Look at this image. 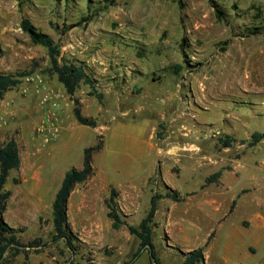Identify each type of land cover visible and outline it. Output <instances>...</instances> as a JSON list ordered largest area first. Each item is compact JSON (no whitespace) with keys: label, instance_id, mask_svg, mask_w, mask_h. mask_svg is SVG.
Masks as SVG:
<instances>
[{"label":"rangeland","instance_id":"obj_1","mask_svg":"<svg viewBox=\"0 0 264 264\" xmlns=\"http://www.w3.org/2000/svg\"><path fill=\"white\" fill-rule=\"evenodd\" d=\"M24 18L60 43L62 61L84 65L93 77L103 97L84 82L75 97L85 115L97 118L98 133L77 119L72 96L49 72V49L33 42ZM0 39V74L39 72L58 83L51 85L63 94L67 127L59 149L44 145L36 132L40 96L24 94L20 77L0 99V144L15 138L24 152L36 139L48 158H64L68 150L64 166L73 169L85 148L102 141L106 148L95 152L99 174L118 182L114 168L121 163L138 180L137 187L118 190L128 223L138 226L152 197L163 195L153 233L163 264H181L182 246L199 248L208 239L214 241L205 248L207 264H227L224 248L233 228L255 240L251 264H264V228L253 222L256 213L264 225V139L250 144L255 132H264V0H0ZM17 170L8 181L16 197L5 219L25 229L23 243L41 237L49 244L28 258L20 254L14 264H123L140 247L128 225L113 226L106 199L113 185L100 190L89 215L77 207L78 193L72 202L75 227L86 236L96 229L99 238L82 240L78 254L65 241L51 242L53 201L47 193L49 206H33L35 200L26 199L31 182L23 183ZM175 190L181 201L168 196ZM206 194L220 211L202 203ZM169 235L175 246L168 245ZM151 261L144 254L132 264Z\"/></svg>","mask_w":264,"mask_h":264},{"label":"trees","instance_id":"obj_2","mask_svg":"<svg viewBox=\"0 0 264 264\" xmlns=\"http://www.w3.org/2000/svg\"><path fill=\"white\" fill-rule=\"evenodd\" d=\"M22 28L32 38L36 44L43 45L49 49L51 58V67L49 72L57 75L59 80L64 84L68 93L72 96L75 102V114L77 119L82 123L92 127H97L99 122L97 118L90 117L84 114L81 107V100L75 97L80 85L84 82L90 84L93 88L92 95L103 97L95 87L93 77L88 73L84 65L62 61V47L50 34L41 30L31 18L22 20ZM67 32L68 29H64ZM4 55L3 44L0 39V58ZM29 74L26 72L18 73H2L0 74V99H4L5 94L13 89L20 82V77ZM264 139V132L257 131L253 134L251 145H256ZM232 141H227V145H231ZM104 148L102 141L96 145L85 149V167L83 169L73 168L69 170L64 178L63 184L57 194L53 204L55 233L51 242L58 243L64 240L72 252L78 254L81 250L79 243L82 242L79 234L73 229L69 216V200L78 183L87 181L95 172L93 166V155ZM0 264H14V259L24 253L28 258L31 250L40 251L43 247L48 246L49 241L45 242L43 238H35L29 243H23L19 232L25 231L24 228L12 226L6 219L5 214L9 207V200L13 195V191L7 189V182L11 171L19 169L22 165L21 149L18 141L11 138L4 144H0ZM119 192L117 188H112L111 196L107 198V204L110 208L109 215L113 219V226L116 229L124 225H128L132 234L138 236L141 240L140 247L134 253L133 257L123 264L134 263L145 250H149L152 257L151 264H163L162 258L157 252L154 243L153 233L154 226L157 225L156 216L159 210V201L163 197L161 194H156L152 197V206L148 215L137 226L128 223L119 211L117 197ZM176 201H181L183 197L180 191L175 190L168 193ZM212 239V238H211ZM210 243V240L207 244ZM186 259L183 264H198L205 261V248L199 247L189 252H184ZM25 264H29L25 262ZM71 264H75L74 260ZM89 264H96L90 262Z\"/></svg>","mask_w":264,"mask_h":264},{"label":"crops","instance_id":"obj_3","mask_svg":"<svg viewBox=\"0 0 264 264\" xmlns=\"http://www.w3.org/2000/svg\"><path fill=\"white\" fill-rule=\"evenodd\" d=\"M52 84L58 86L57 85L58 83L56 84L55 82H53ZM93 128L95 129V131L97 133L99 132L98 131L99 126L93 127ZM66 130H67V127L64 126V130H63V134H62L61 138L58 141L51 144V149L57 150L60 148L61 144L66 140V138H65V133L67 132ZM35 140H34V142L28 141V145H27L26 149L24 150V152L22 151V149L20 147L21 155H22V165L17 170V172L18 171L23 172L22 174L25 176L24 180L22 181L23 183L31 182L30 188L28 190V197L26 199L30 202H34L33 200H35V204H33V206H37V205L49 206V204L45 203L46 201L49 200L45 197V195H47V193H49V197L51 198V201H53V204H54L55 199L57 197V194H58V192H59V190L63 184L64 178H65L67 172L72 169V168L64 166V158L68 157L67 155L69 152H68V150L66 151L64 158H62V157L57 158L56 153L53 154L52 158H50V157L48 158V157H46L47 155H45L43 153L44 149H42L40 147L39 143H37ZM19 146H20V144H19ZM105 148H106V145H104V148L102 150H100L99 152H97V154L100 152H103ZM97 154L95 153L93 155V166H94V170H95L94 174L87 181L82 182V183H78L76 185V187H75V189H74V191L70 197V200H69L70 222L73 226V229L79 234L80 238L84 241L95 240V239L99 238V234L96 231V229H94L93 232L89 233V235L86 236V234H83L82 232H80L75 227V225L73 224L72 217H71V206H72V202L74 200L75 194L78 193L77 194V200H78V204H77L78 206L77 207H81L83 209V211H85L86 215H89L90 214L89 209L96 207L95 202L97 201L98 195H99V197H101V195H102L100 193V190L101 191L108 190V192H109L111 185L116 187L117 190L128 189V187H129V189H133V188L137 187V184H138V180L135 177L133 170L129 169V167H127V166L124 167L121 163L119 165H117V167L115 166V168H114V171L119 173V175L121 176V180H119L118 182H112L109 179V176H108L106 170H105V173L107 174L108 177L104 178L105 175L103 173L99 174V171H98L99 169L96 166L95 160H96ZM84 167H85V156H84V159L82 160V162L79 163L74 168L83 169ZM111 171H113V170H111ZM10 176H11V174H10ZM10 176H9V178H11ZM14 176H12L13 179L17 183H19V179L17 177L14 178ZM8 181H9V179H8ZM22 182H21V184H22ZM8 185L9 184L7 182V189H9ZM124 187H126V188H124ZM10 190H12V189H10ZM15 193L13 191V195H12L13 198L16 197ZM208 194H206V196L204 197L206 200L203 201L202 203H204L206 205H213L218 209V211H220L219 206H218V201L215 198L209 197L210 195H208ZM107 198H109V196H106V199ZM8 209H9V207H8ZM159 209H160V206H159ZM250 209H255V207L253 206ZM7 212H8V210H7ZM157 215H158V212H157ZM253 216L255 217L253 219L254 226H255V224H259L262 228H264V225H262L260 223L261 220L257 219L256 213ZM156 218H157V216H156ZM244 226H245V224H244ZM96 233L98 236L96 235ZM168 240L170 241V243H168V245L170 244V246L171 245L175 246V245H173V243H171V242H173V237L171 235H169ZM208 240H207L205 246H200V247L206 248L209 245H211L214 241L213 240L211 242V244L207 245ZM62 241H64V240H62ZM253 241H255V240L252 239V241H251L249 239L243 238L241 235L240 229H234V228L231 229L229 234H228L227 240L225 242V248H224V255L227 258V264H251L252 258L254 257V253H255L253 250V248L255 247L253 245ZM182 248H184V249H182L184 252H189L193 249H196V248H189V247L186 248L185 246H182ZM157 252H158V250H157ZM184 252H182L183 261L181 264H183L185 259H186V255L184 254ZM144 254H147L149 256V261L152 260L151 253L149 250H145L139 258H141ZM205 255H206L205 261L200 262L198 264H207L208 254L206 252V249H205Z\"/></svg>","mask_w":264,"mask_h":264},{"label":"built area","instance_id":"obj_4","mask_svg":"<svg viewBox=\"0 0 264 264\" xmlns=\"http://www.w3.org/2000/svg\"><path fill=\"white\" fill-rule=\"evenodd\" d=\"M20 85L24 94H37L41 99L42 117L37 124L36 132L44 145H51L62 135V97L63 94L42 73H29L23 76Z\"/></svg>","mask_w":264,"mask_h":264}]
</instances>
